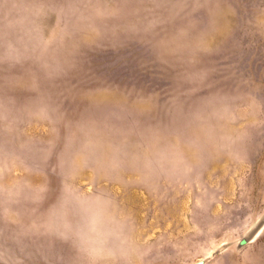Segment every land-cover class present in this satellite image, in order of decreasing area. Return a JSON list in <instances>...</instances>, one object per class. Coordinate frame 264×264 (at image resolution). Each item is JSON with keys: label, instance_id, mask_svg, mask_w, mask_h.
<instances>
[{"label": "rangeland", "instance_id": "374dc122", "mask_svg": "<svg viewBox=\"0 0 264 264\" xmlns=\"http://www.w3.org/2000/svg\"><path fill=\"white\" fill-rule=\"evenodd\" d=\"M0 264H264V0H0Z\"/></svg>", "mask_w": 264, "mask_h": 264}, {"label": "water", "instance_id": "95a60500", "mask_svg": "<svg viewBox=\"0 0 264 264\" xmlns=\"http://www.w3.org/2000/svg\"><path fill=\"white\" fill-rule=\"evenodd\" d=\"M245 243H247V237L242 238L238 246L241 247Z\"/></svg>", "mask_w": 264, "mask_h": 264}]
</instances>
